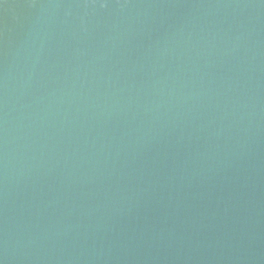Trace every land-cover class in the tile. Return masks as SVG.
<instances>
[{"label": "water", "instance_id": "water-1", "mask_svg": "<svg viewBox=\"0 0 264 264\" xmlns=\"http://www.w3.org/2000/svg\"><path fill=\"white\" fill-rule=\"evenodd\" d=\"M0 264H264V0H0Z\"/></svg>", "mask_w": 264, "mask_h": 264}]
</instances>
